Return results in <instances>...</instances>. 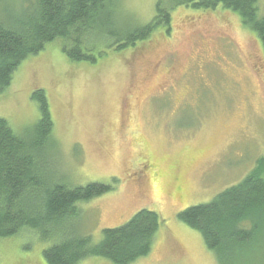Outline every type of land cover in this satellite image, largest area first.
Returning a JSON list of instances; mask_svg holds the SVG:
<instances>
[{
	"label": "rangeland",
	"instance_id": "rangeland-1",
	"mask_svg": "<svg viewBox=\"0 0 264 264\" xmlns=\"http://www.w3.org/2000/svg\"><path fill=\"white\" fill-rule=\"evenodd\" d=\"M186 1L115 0L124 28L149 23L159 3L174 6L170 33L157 28L118 51L104 40L97 47L106 54L95 63L71 60L54 40L27 57L0 92V117L26 135L41 117L32 95L45 91L55 177L71 186H113L79 203L80 216L63 230L90 235L96 244L105 228L140 209L159 213L151 252L131 264H219L201 233L178 214L241 182L264 157L262 41L238 14ZM258 5L264 15V0ZM20 9L18 0L1 2L0 19ZM63 230L48 239L35 231L1 238L0 264H48L43 250ZM79 264L114 263L95 256Z\"/></svg>",
	"mask_w": 264,
	"mask_h": 264
},
{
	"label": "trees",
	"instance_id": "trees-1",
	"mask_svg": "<svg viewBox=\"0 0 264 264\" xmlns=\"http://www.w3.org/2000/svg\"><path fill=\"white\" fill-rule=\"evenodd\" d=\"M18 1L19 13L0 19V92L11 84L14 72L27 57L54 40L62 41V50L71 60L95 63L106 54L107 49L97 47L104 40H110L118 51L137 46L157 28L170 33L172 27L174 6L166 8L161 3L149 23L124 28L116 19L115 0ZM189 3L196 9L220 6L238 14L264 46V15L259 11V0L185 2ZM32 98L38 102L41 117L26 135L16 133L0 117V239L25 231L48 239L60 233L68 220L80 216L79 203L113 188L102 182L71 186L55 177L49 155L54 145V120L48 98L43 89L35 90ZM178 217L201 233L219 264H264V157L241 182L208 203L185 208ZM161 226L159 213L143 208L126 223L105 228L96 244L90 235L63 230L64 237L45 248L43 255L48 264H79L95 256L114 264H131L151 252Z\"/></svg>",
	"mask_w": 264,
	"mask_h": 264
}]
</instances>
